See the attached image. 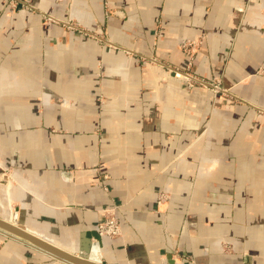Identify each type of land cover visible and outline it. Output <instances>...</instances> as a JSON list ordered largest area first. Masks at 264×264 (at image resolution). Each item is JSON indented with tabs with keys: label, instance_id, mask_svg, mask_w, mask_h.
Returning <instances> with one entry per match:
<instances>
[{
	"label": "crops",
	"instance_id": "0c3cea01",
	"mask_svg": "<svg viewBox=\"0 0 264 264\" xmlns=\"http://www.w3.org/2000/svg\"><path fill=\"white\" fill-rule=\"evenodd\" d=\"M8 2L7 216L19 208L22 227L107 264H264V0ZM188 39L201 42L192 57ZM114 205L110 238L98 223ZM1 237L0 264H70Z\"/></svg>",
	"mask_w": 264,
	"mask_h": 264
},
{
	"label": "water",
	"instance_id": "95a60500",
	"mask_svg": "<svg viewBox=\"0 0 264 264\" xmlns=\"http://www.w3.org/2000/svg\"><path fill=\"white\" fill-rule=\"evenodd\" d=\"M8 178L7 173H3L0 178L1 184H6ZM19 208H15V212L10 218L0 216V230L10 237L23 240L40 249L46 250L53 256L63 259L71 264H107L100 256L93 255L88 248H78V251L70 250L62 247L53 240L44 238L36 230L27 226H20ZM1 231V232H2ZM3 233V232H2ZM9 233V234H8ZM97 245L95 246V248Z\"/></svg>",
	"mask_w": 264,
	"mask_h": 264
},
{
	"label": "built area",
	"instance_id": "2783aa9c",
	"mask_svg": "<svg viewBox=\"0 0 264 264\" xmlns=\"http://www.w3.org/2000/svg\"><path fill=\"white\" fill-rule=\"evenodd\" d=\"M57 2L61 1H67L69 2L70 6L73 5L74 0H55ZM10 5L12 8H18V7H25L27 6L26 0H9ZM45 19L49 22H57L58 19L54 16L47 15L45 16ZM66 24L70 28H78L79 26L71 20H67ZM201 44L200 40H185L182 42L181 47L183 50H185L191 57L195 54L197 51V48ZM175 75L182 80H186V82L190 85H193L194 83H199L207 86H211L214 90L219 91L221 90L219 87V80H213V81H206L203 79L197 78V76H193L188 71H181V70H175ZM185 75V76H184ZM188 76V77H186ZM217 78V77H216ZM215 81V82H214ZM224 91V90H223ZM120 210L119 205H114L111 208H108L104 211L102 219L98 223V232L102 236H108L110 238H117L122 235V227L118 218V212ZM5 235V234H4ZM7 237H10L6 235Z\"/></svg>",
	"mask_w": 264,
	"mask_h": 264
},
{
	"label": "rangeland",
	"instance_id": "374dc122",
	"mask_svg": "<svg viewBox=\"0 0 264 264\" xmlns=\"http://www.w3.org/2000/svg\"><path fill=\"white\" fill-rule=\"evenodd\" d=\"M75 1V0H74ZM61 2H67V1H61ZM9 3V5H10V2H8ZM27 3V2H26ZM68 4H69V2H67ZM73 5H74V2H73ZM73 5L72 6H70V4H69V8L71 9L72 7H73ZM10 7L12 8V6L10 5ZM22 7V6H21ZM26 8H28V7H30V5L27 3V6H25ZM19 8V7H18ZM18 8H12V9H18ZM46 20V19H45ZM76 23V22H75ZM77 24V23H76ZM78 29H80L79 27H78ZM85 33H87L88 35H90V36H94L93 34H91V33H89V32H87V31H85ZM185 76V75H184ZM186 77H188V76H186ZM214 80L216 81V80H219V78H214ZM214 81V82H215ZM194 84H199V83H194ZM0 202H2V201H0ZM10 202V201H9ZM4 203V202H3ZM11 205V204H10ZM9 207V204H6L5 205V207ZM3 206H2V204L0 203V216H7V212H8V215H10V211H9V209L7 208V210H5V211H3L1 208H2ZM15 212V207H14V209H12V214ZM7 218H10L9 216H7ZM2 230H0V235L1 236H5V237H7L6 235H4L5 233H4V231H2ZM9 234V233H8ZM0 236V243H1V241L3 240V238Z\"/></svg>",
	"mask_w": 264,
	"mask_h": 264
},
{
	"label": "bare ground",
	"instance_id": "6f19581e",
	"mask_svg": "<svg viewBox=\"0 0 264 264\" xmlns=\"http://www.w3.org/2000/svg\"><path fill=\"white\" fill-rule=\"evenodd\" d=\"M20 226H21V224H20ZM4 234V233H3ZM6 235V234H5ZM98 248V247H97ZM93 255H96L95 253H93ZM96 256H98V254L96 255ZM63 260V259H62ZM71 264V263H70Z\"/></svg>",
	"mask_w": 264,
	"mask_h": 264
}]
</instances>
